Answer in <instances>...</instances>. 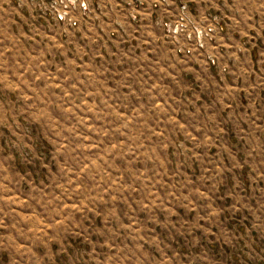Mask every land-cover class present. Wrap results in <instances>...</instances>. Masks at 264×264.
I'll return each mask as SVG.
<instances>
[{"label": "rangeland", "instance_id": "1", "mask_svg": "<svg viewBox=\"0 0 264 264\" xmlns=\"http://www.w3.org/2000/svg\"><path fill=\"white\" fill-rule=\"evenodd\" d=\"M80 3L0 0V264H264V0L213 65Z\"/></svg>", "mask_w": 264, "mask_h": 264}, {"label": "crops", "instance_id": "2", "mask_svg": "<svg viewBox=\"0 0 264 264\" xmlns=\"http://www.w3.org/2000/svg\"><path fill=\"white\" fill-rule=\"evenodd\" d=\"M85 21L89 18L96 32H125L126 26H134L143 20L161 32L177 55L190 60L202 61L207 65L218 64L211 48L231 46L224 41L226 21L231 14L229 1L234 0H80ZM236 1V0H235ZM186 3L193 16L196 29L211 31V39H204L202 46L196 43V36L190 42L175 40L167 33V26L179 12V5ZM81 9V10H82ZM172 18V20H170ZM216 22V24H215ZM152 27V28H153ZM226 31V32H225ZM225 32V33H224ZM228 33V32H227ZM113 34V33H111ZM184 48V49H182ZM185 52V53H184ZM196 64V63H194Z\"/></svg>", "mask_w": 264, "mask_h": 264}, {"label": "built area", "instance_id": "3", "mask_svg": "<svg viewBox=\"0 0 264 264\" xmlns=\"http://www.w3.org/2000/svg\"><path fill=\"white\" fill-rule=\"evenodd\" d=\"M193 23L194 22L188 12V7L186 3H181L179 5V12H178L176 19L171 24H168L167 29H168V32L173 35H178V34L181 35L182 33L187 32V36H189L190 35V33H188L189 29H192V31L194 30L197 37L198 35L208 36V34L211 33V31L209 30L203 34V31L201 30L198 31ZM198 43H199V46H202L203 44V42L200 41L199 39H198Z\"/></svg>", "mask_w": 264, "mask_h": 264}]
</instances>
